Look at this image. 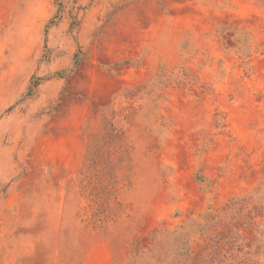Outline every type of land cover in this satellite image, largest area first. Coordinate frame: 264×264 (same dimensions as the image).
I'll list each match as a JSON object with an SVG mask.
<instances>
[{
  "label": "rangeland",
  "instance_id": "1",
  "mask_svg": "<svg viewBox=\"0 0 264 264\" xmlns=\"http://www.w3.org/2000/svg\"><path fill=\"white\" fill-rule=\"evenodd\" d=\"M0 264H264V0H0Z\"/></svg>",
  "mask_w": 264,
  "mask_h": 264
}]
</instances>
